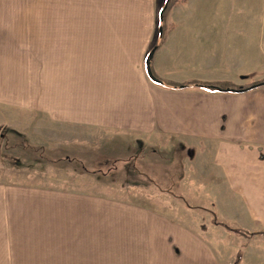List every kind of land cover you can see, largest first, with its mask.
Wrapping results in <instances>:
<instances>
[{"label":"crops","instance_id":"0c3cea01","mask_svg":"<svg viewBox=\"0 0 264 264\" xmlns=\"http://www.w3.org/2000/svg\"><path fill=\"white\" fill-rule=\"evenodd\" d=\"M164 3H152L158 25ZM166 23L164 39L159 29L149 32L131 58L124 54L130 32L119 30V69L109 75L101 56L85 68L81 111L89 126L195 151L203 184H211L210 196L197 199L210 205L212 227L194 229L137 205L92 206L80 192L0 185V263L228 264L235 248L217 231L232 232L213 224V216L230 228L264 231V86L213 92L168 85L263 80L264 0H184L170 7ZM153 46L150 68L162 84L145 70ZM55 99L37 95L36 108L58 116Z\"/></svg>","mask_w":264,"mask_h":264},{"label":"rangeland","instance_id":"374dc122","mask_svg":"<svg viewBox=\"0 0 264 264\" xmlns=\"http://www.w3.org/2000/svg\"><path fill=\"white\" fill-rule=\"evenodd\" d=\"M152 3L0 0V185L80 192L92 206L137 205L194 229L212 227L210 205L198 201L211 184H203L195 151L84 123L85 68L101 56L109 75L119 69V30L130 32L124 54L135 55L160 26ZM40 94L60 101L58 116L36 108ZM217 232L235 248L228 264H264V241Z\"/></svg>","mask_w":264,"mask_h":264},{"label":"trees","instance_id":"16d2710c","mask_svg":"<svg viewBox=\"0 0 264 264\" xmlns=\"http://www.w3.org/2000/svg\"><path fill=\"white\" fill-rule=\"evenodd\" d=\"M181 2L183 3L184 0H168L167 1V5L165 10L162 13V17L163 20L159 22L160 27L162 28V33H161V37L160 40L164 39V34L167 30L166 25H165V14L166 11L169 7H171L172 5ZM153 76L158 80L157 83H163L153 72H152ZM169 86H171V88L173 89H178V88H185V87H196V88H201L207 91H219V89H234V90H238V92H243V91H249L255 88H259V87H263L264 86V79L258 82H254L251 84H248L246 86H231V85H227V84H221V83H217V82H200V81H193V82H186V83H182V84H168ZM212 223L222 226L225 230L230 231L238 236L241 237H246V238H252L255 235H258L260 237H262L264 239V231L258 232V233H249V232H245L242 231L240 229H234V228H230L222 223H218L215 219V217L213 216L212 218ZM245 247V246H244Z\"/></svg>","mask_w":264,"mask_h":264},{"label":"water","instance_id":"95a60500","mask_svg":"<svg viewBox=\"0 0 264 264\" xmlns=\"http://www.w3.org/2000/svg\"><path fill=\"white\" fill-rule=\"evenodd\" d=\"M167 1H168V0H166L164 6H163V8H162V10L160 11V14H159V19H160V21L163 20L162 13H163V11H164L165 8H166ZM161 32H162V28L159 27V33L161 34ZM155 50H156V48L154 47V48H152V49L149 51V53H148V55H147V57H146V59H145V70H146V74H147V76L149 77V79H150L151 81H153V82H158V80L153 76V74H152V72H151V68H150V62H151V59H152V57H153V54H154ZM219 91H220V92H228V91H231V92H238V90H234V89H229V90H227V89H219Z\"/></svg>","mask_w":264,"mask_h":264}]
</instances>
